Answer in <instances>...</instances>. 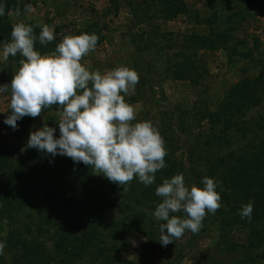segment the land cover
<instances>
[{"label": "rangeland", "instance_id": "374dc122", "mask_svg": "<svg viewBox=\"0 0 264 264\" xmlns=\"http://www.w3.org/2000/svg\"><path fill=\"white\" fill-rule=\"evenodd\" d=\"M14 1L16 8L5 14L7 22L11 24H47L53 28L55 36L61 39L64 35H76L82 30L88 34L95 33L99 37L97 47L81 61L89 71L98 70L104 73L120 65L137 71L139 83L135 89H130L127 95L121 94L125 95V101L135 109L136 121L133 123L151 121L158 129L165 141L168 160L165 161L166 167L156 172L155 183L152 185L145 186L135 177L130 183L122 186L113 183L103 174H93L91 167L82 162H74L72 159L61 162L59 157L55 158L46 152L27 147L29 137L25 140L17 138L15 129L4 123L11 113V109H8L10 92L0 93L2 153H5L3 149H7L5 154H10L13 161L23 159L27 155L32 161H36L39 157L47 155L45 157L48 164L40 166L42 172L49 170L51 175L59 173L63 176L61 169L69 171L70 168L76 167L88 176L76 177L70 183L64 182L62 192L65 194L59 196V202L52 208H46L49 196L45 194V183L41 180H27L22 184L25 193L12 200L16 206L10 212L13 215L0 216V241L8 235L14 243L26 238L25 240L30 242L27 247L32 244L37 248L35 242H42L43 255L46 256L47 251L55 253L56 242L61 233H82L79 223L72 225L70 217L62 214L68 204L66 197L83 196L90 188H94V193L100 195L94 196L89 205L92 213L90 216L100 218L96 228L98 232H115L111 222L131 223L129 219H136V216H131L130 213L135 210L140 218L141 214H146L145 217L153 220L152 228L156 235L160 236V221L155 220L152 213L158 203L162 202V198L155 194V189L162 184L163 179L183 173L187 184L196 183L203 187V178L200 176L208 172L210 164L198 158V154L202 155L205 150L213 147L209 151L210 154H206L212 155L213 160L216 156H223V159L228 156L236 158L255 145H264V82L259 83L256 92L252 93V99L256 102L245 105L243 110L235 115V120L230 118L228 126L224 125L223 119L212 124L209 118L201 117L205 109L212 112L218 108L222 100L227 98L230 86L244 77L251 78L255 83L263 70L264 0H183L188 5L187 14H179L170 19L152 16L148 20L140 19L149 17L155 10L150 0H129L136 8L134 16L126 0ZM22 2L25 5L30 4L33 11L25 12V6L23 9L21 7ZM17 7L20 9L19 16L16 14ZM143 12H146V15ZM210 24L214 28L213 31H230L221 41L216 42L218 48L194 47L191 37L209 35ZM141 32H144L145 37H150L151 46L146 50L140 46ZM169 43L172 44L169 46ZM2 46L0 43V85H10L13 72L18 69V62L22 57L7 65L8 62L2 59ZM40 52L43 54L50 51ZM183 54L191 56L190 67L199 73L196 81L174 78V72L177 70L175 61L181 62ZM58 111L59 108L47 109L42 111L40 116L30 117L26 134L30 135L31 131L39 130L45 123L55 128V132H59ZM25 117L18 121H23ZM210 142L212 144H209ZM190 149H193V154L189 153ZM206 157L204 156V159ZM57 163L58 168H55ZM209 178L217 182L216 191L219 192V189L223 188L220 178L217 175ZM55 180L56 183H61L60 179ZM99 183L103 185V195L98 191L102 188ZM8 190L17 191L14 188ZM116 195L125 199L127 195L129 201L136 199L140 208L123 210L122 205L116 203ZM177 215L182 216L183 213ZM212 216L211 213L206 215L199 233L186 231L181 238L169 243L172 249L164 252L152 251L147 235L137 231L131 237L127 248L119 255L113 254L118 258L114 264H202L206 249L212 248L218 239L219 226L212 220ZM102 222L105 223L104 226H101ZM263 224L264 220L256 227V242L260 243V248L256 251L259 254L263 251L262 257ZM35 231H39V234L35 235ZM249 231L247 228L235 227L229 234L237 243L235 250L226 256L215 250L214 257L227 262L244 258L246 252L243 244L246 243ZM58 250L60 254H65L61 248ZM3 255H7L6 262L11 264L10 255L6 252ZM86 255L74 258L72 264H90Z\"/></svg>", "mask_w": 264, "mask_h": 264}, {"label": "clouds", "instance_id": "9594fccd", "mask_svg": "<svg viewBox=\"0 0 264 264\" xmlns=\"http://www.w3.org/2000/svg\"><path fill=\"white\" fill-rule=\"evenodd\" d=\"M32 11L30 4L25 5V12ZM4 14L5 6L0 4V16ZM16 14L20 15L19 7ZM39 27L40 44L55 40L51 26ZM10 36V41L3 43L2 59L6 62L17 54L22 59L11 84L0 85V93L10 92L11 113L4 123L16 129L23 117L35 118L45 108L59 106V138L54 136L56 129L45 123L30 132L27 147L82 162L91 167L93 174H103L121 186L134 177L145 186L155 183L156 172L166 167L167 150L151 121L133 123L136 112L125 101V95L139 83L137 71L123 65L104 73L89 71L81 61L96 49L99 37L95 33L64 35L54 51L43 54L35 49L37 36L32 25L15 23ZM201 183L203 187L187 184L184 174L178 173L156 187L155 194L162 202L152 216L160 221L159 241L163 246L186 231L199 233L206 215H214L221 208L217 182L205 176ZM253 210V202L249 201L241 205L239 215L250 221ZM5 247L6 241H0V255Z\"/></svg>", "mask_w": 264, "mask_h": 264}, {"label": "trees", "instance_id": "16d2710c", "mask_svg": "<svg viewBox=\"0 0 264 264\" xmlns=\"http://www.w3.org/2000/svg\"><path fill=\"white\" fill-rule=\"evenodd\" d=\"M126 1L127 6L132 8V15H136V8L129 0ZM150 2L152 6L154 4L155 10L149 17L144 16L146 15V12H143L144 18L140 20H148L152 18V16L170 19L179 14L188 13V5L184 3L183 0H150ZM0 4L5 6V14L16 8L14 0H0ZM24 6L25 3L22 2V9ZM5 14L0 16V43L2 44L10 41L12 25L15 24H11L9 21L7 22ZM24 23L33 26L34 34L37 36L35 49L38 51H54L56 45L61 41L59 36H55V40L46 45H42L38 40L41 28L32 22ZM210 27L211 31L209 35L203 37L194 35L191 37V42L194 47L218 48V44L216 42L219 40L221 41L223 36L228 35L227 33L230 31V29H219L220 31H213L214 28L211 24ZM82 33H86V31L82 30L76 35ZM139 37L142 38V41H139L141 48L144 50L148 49L149 46H151L149 45L150 37H145L144 32H141ZM171 44L172 43H169V46ZM223 46L227 48L226 45ZM183 57L184 58L181 62L175 61L177 70L174 72V78L196 81L199 73L192 70L190 67L192 65L191 56L183 54ZM19 58V54L15 57L9 56L7 65H9L14 59L18 60ZM263 82L264 68L259 73L255 83L251 78L244 77L230 86L227 92V98L222 100V102L218 105V108L212 112H207L205 109L201 113V117L209 118L212 124H216L223 119L224 125L228 126L231 119L233 118V120H235V115L242 111L245 105L256 102L252 99V93L254 94L256 92L257 85ZM52 108L57 109L59 106L54 105L51 108H45L43 112ZM29 123L30 116H26L23 121H18V127L15 129L17 138L25 140L26 137H29V135L26 134ZM180 126L182 127V125ZM54 136L55 138H59L60 133L55 132ZM209 144L212 143L210 142ZM211 149H213V147ZM211 149L205 150L202 155H197L198 158L210 164L208 172L204 175L202 174V177L200 176V178H204L205 176L212 177L214 175H217L220 178L223 188L219 189V193L222 198L220 202H222L223 205L212 216V220L217 222L219 226L218 239L212 248L206 249L202 264H264V257H262L263 251L260 252L261 255L258 251H256L260 248V243L256 242V227L264 220V145H255V147L250 148L247 152L240 153V155L236 158L228 156L226 159H223V156L220 158L219 156H216L214 160L213 156L209 155V151ZM192 150L193 149H190L189 153L193 154ZM3 151L6 153L8 150L3 149ZM5 153H2L0 150V216L3 217L7 216V214L9 216L13 215L10 212L14 210L16 206L12 200L20 198V196L25 193L22 190V184H25L27 180H41L45 183V194H48L49 196V200L46 202V208H49L50 206L52 208L59 202V196L65 194L62 192L64 189V182L70 183L76 177H88L84 172L80 171L76 167H73L74 169L70 168L69 171L61 169L63 176L59 173L57 175H51L49 170L42 172L40 166H46L48 164V159L45 157L47 155L39 157L36 161H32L29 157H27L28 155L26 157L24 156L25 158L23 159L13 161L11 155H7ZM43 153L45 152L43 151ZM207 153L209 154L206 155ZM204 156H207L206 159H204ZM53 157H59L58 160L61 162L71 159L67 156L59 154ZM167 160L168 157L166 156L165 161ZM55 168H58V163ZM168 172L169 171H167V173ZM58 176H60V178ZM55 178L60 179L61 183H56ZM12 186L14 190L17 191H9L8 189H13ZM99 186L102 187V183H99ZM102 189L103 187L99 188L98 191L103 195ZM24 195L28 196V194ZM43 196H41V198ZM80 196L81 195L66 197L68 204L65 205L62 214L66 217H70L72 225L76 226L79 223V228L81 227L82 233H72L71 235H63L61 233L56 242L57 251H55V253H49L47 251L46 256L42 254V247L44 246L42 242H35L37 245V248H35L32 244V246L29 245L30 247H27L30 242L26 241V238H23L18 243H14V241L12 242V240H10V235L2 237L1 241H6V247L3 254L6 252L10 255V263L72 264L74 258H80L87 254L86 256H88L90 264H95L96 261H98L97 264H114L118 258L113 256V254L119 255L122 250L127 248L130 244L131 237L137 231L141 233L143 232L147 235L149 248L152 251L159 250L164 252L172 249V245L168 244L167 246H163L159 241L160 236H157L152 228L153 220L145 217L146 214H141L140 218L139 213L135 210H132L130 213L131 216H136V219H129L132 221L131 223H123L122 221H118L117 223L111 222V226L116 229L115 232H98L96 228H98L97 223H99L100 218L98 217L95 219L90 216L92 213H90L91 208L89 205L91 204L94 196L100 195H98V193H94V188H90L87 193L81 197ZM115 199L116 203L122 205L123 210L127 208H140L137 201H135L136 199L134 201H129L127 195L126 199L120 195H116ZM79 201L80 203H78ZM249 201L253 202L254 208L250 221L247 218L242 219L239 215L241 205L247 204ZM140 212L143 211L140 210ZM104 225L105 223L102 222L101 226ZM235 227L250 229L246 243L243 244L246 256L244 258L228 262L214 257V253H216L215 250H217L220 255L224 256L235 250L237 243L234 242L232 237L229 235L231 230ZM37 234H39V231H35V235ZM32 236L34 235H31V237ZM59 248H61L65 254H60L58 250ZM105 255H108V257H105ZM6 256L7 255H0L1 264H7Z\"/></svg>", "mask_w": 264, "mask_h": 264}]
</instances>
